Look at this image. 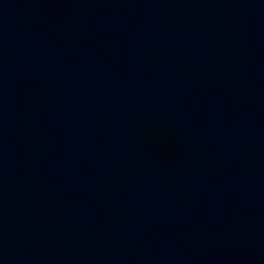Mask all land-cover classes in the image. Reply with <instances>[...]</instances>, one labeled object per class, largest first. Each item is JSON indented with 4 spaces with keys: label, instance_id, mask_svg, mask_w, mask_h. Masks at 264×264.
Instances as JSON below:
<instances>
[{
    "label": "water",
    "instance_id": "95a60500",
    "mask_svg": "<svg viewBox=\"0 0 264 264\" xmlns=\"http://www.w3.org/2000/svg\"><path fill=\"white\" fill-rule=\"evenodd\" d=\"M0 264H264V0H0Z\"/></svg>",
    "mask_w": 264,
    "mask_h": 264
}]
</instances>
